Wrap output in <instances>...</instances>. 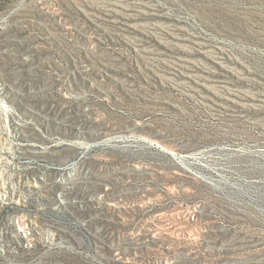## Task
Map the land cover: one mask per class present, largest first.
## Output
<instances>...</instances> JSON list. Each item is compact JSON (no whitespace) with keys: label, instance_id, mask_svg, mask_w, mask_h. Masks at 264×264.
<instances>
[{"label":"rangeland","instance_id":"rangeland-1","mask_svg":"<svg viewBox=\"0 0 264 264\" xmlns=\"http://www.w3.org/2000/svg\"><path fill=\"white\" fill-rule=\"evenodd\" d=\"M0 107V264H264V0H0Z\"/></svg>","mask_w":264,"mask_h":264},{"label":"bare ground","instance_id":"bare-ground-1","mask_svg":"<svg viewBox=\"0 0 264 264\" xmlns=\"http://www.w3.org/2000/svg\"><path fill=\"white\" fill-rule=\"evenodd\" d=\"M1 108V107H0ZM13 122V117L10 113H8L7 111L5 112V110L0 109V125L5 128H7V125ZM6 130V129H5ZM7 146V144H6ZM8 147V146H7ZM1 150V149H0ZM7 150H9V152H11V154L13 155L14 152H16V148H13L10 146V148ZM3 152V151H2ZM6 152V151H5ZM19 153V152H18ZM15 154V153H14ZM17 154V153H16ZM1 156V155H0ZM7 156V155H6ZM14 157V155H13ZM6 160H8L7 158H5ZM8 162V161H7ZM0 164H1V160H0ZM3 173H1L0 171V207L4 204V201L7 203H12L14 197L18 196L20 191H21V187L20 186H14L12 183H5L3 184L1 182L2 178H3ZM19 183V182H18ZM17 183V184H18ZM16 184V185H17ZM28 198V197H27ZM2 237L0 236V242H2L3 240L1 239ZM4 242V241H3Z\"/></svg>","mask_w":264,"mask_h":264}]
</instances>
